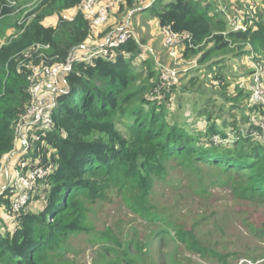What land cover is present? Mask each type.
<instances>
[{
    "label": "trees",
    "instance_id": "obj_1",
    "mask_svg": "<svg viewBox=\"0 0 264 264\" xmlns=\"http://www.w3.org/2000/svg\"><path fill=\"white\" fill-rule=\"evenodd\" d=\"M85 1L36 0L24 13L19 0H0V39L4 38L0 42V175L4 158L16 150L15 125L31 103L30 67L65 63L75 52L105 38L103 33L96 36L92 21L77 12ZM217 5L216 0H121L119 12L140 9L147 13L162 31L182 38V59L197 57L201 66L223 64L217 56L235 50H240L239 57H245L249 47L264 51V1L256 6L253 26L245 33L232 32ZM240 6L238 2L227 9L232 13L233 7ZM74 10L72 20L64 17ZM51 18L57 19L55 26L45 24ZM142 44L131 39L109 56L73 63L54 95L51 129L29 133L39 140L28 141L29 149L18 161L27 164L23 173L43 168L48 174L29 191V204L21 212H13L10 190L0 200L1 264H58L70 237L91 231L86 204L106 201L108 190L116 184L129 190L127 201L134 212L150 215L155 181L165 180L174 162L191 169L200 165L221 168L235 179L240 197L264 202V143L255 138L260 126L247 118L242 121L241 117L240 122L233 116L227 118L230 110L222 115L223 105L215 114L209 103L214 106L216 98L209 96L199 95L204 102L194 117L168 109L165 100L177 86L164 97L157 96L160 70L146 57ZM234 44L239 46L231 48ZM263 55L257 56L262 59ZM214 81L217 89L222 88L220 76ZM197 92L206 95L193 90ZM254 106L262 117L260 108ZM153 240L159 243L158 254L164 242L174 241L192 253L222 258L186 227L159 225ZM116 246L105 251L121 248L118 242ZM136 247L132 243L126 251L122 249L125 260L118 257L111 264L151 261L152 247ZM102 259L105 263L108 257Z\"/></svg>",
    "mask_w": 264,
    "mask_h": 264
},
{
    "label": "rangeland",
    "instance_id": "obj_2",
    "mask_svg": "<svg viewBox=\"0 0 264 264\" xmlns=\"http://www.w3.org/2000/svg\"><path fill=\"white\" fill-rule=\"evenodd\" d=\"M35 1L19 0V4L25 13L34 7ZM240 1H218L217 7L223 10L224 5L232 6ZM119 10V4L112 8L110 22L103 29L96 31V36L99 33L105 34V38L98 41V46L101 41H105L123 26H128L143 43L141 46L146 57L152 59L158 69L172 67L179 70L180 85L176 87L170 99H163L168 109H180V113L176 110L179 115L194 117L197 116L204 100L200 96H209L211 100L216 98L215 114L223 105L220 113L226 116L230 110L227 118L242 117V121L247 118L256 126H260L261 114L251 101L249 75L254 61L250 60L251 54L262 56L264 51L256 52L249 47V53L245 57H239L240 50H235L234 54L217 56L223 59V64L208 67L210 64L207 65V62L201 66L196 62L197 57L182 59L181 45L173 49L172 55L171 50L164 46V32L156 26L150 15H142L140 9L133 11L124 9L122 13ZM54 23V19L46 22L49 26ZM0 42L3 43L4 38H1ZM96 46L90 44L85 49L90 50ZM237 46L239 44H234L231 48ZM189 69L191 77H185L184 74ZM219 76L223 79V86L217 89L214 80ZM60 88L61 85L58 91ZM197 89L206 95L193 93V90ZM181 90H189L191 94H185ZM44 94L50 96L47 92ZM212 104L209 103V106ZM194 107H197V110ZM232 107L233 109H230ZM237 121L240 122L241 119ZM15 159L12 157L9 162L5 161V166H11L15 171L16 167L20 166L18 162L14 164ZM11 167L9 169H12ZM234 181L235 179L221 168L200 165L191 169L181 167L178 162L170 163L166 179L156 180L152 188L149 198L152 210L148 216L134 212L128 205L129 200L127 201L130 197L129 190L116 184L108 190L106 201L86 204V218L91 231L71 236L56 262L111 264L112 261L118 260L116 259L118 257H121L120 261H124L126 255L121 253L122 249L126 251L128 245L134 243V247L137 245L152 247V259L147 264H264V202L240 197ZM2 182L9 186V181L5 182L4 178ZM160 217L162 219H159ZM165 223L193 230L206 248L218 253L222 258L192 253L186 246L178 245L174 241L164 242L163 252L158 254L159 243L158 241L153 243V237L158 226ZM106 235L114 239L107 241ZM116 242L121 245L118 251L115 248L114 252L105 251L106 247L116 246ZM104 256L108 257L105 263L102 259Z\"/></svg>",
    "mask_w": 264,
    "mask_h": 264
},
{
    "label": "built area",
    "instance_id": "obj_3",
    "mask_svg": "<svg viewBox=\"0 0 264 264\" xmlns=\"http://www.w3.org/2000/svg\"><path fill=\"white\" fill-rule=\"evenodd\" d=\"M222 1V0H216ZM264 0H241L240 7H233L232 13L226 12L227 7L223 6V12L227 16V20L232 32H248L255 19V8ZM121 0H86L83 5L77 9V12L82 11L83 14L92 21L95 31L103 29L109 23L111 9L116 8ZM100 6V7H98ZM75 15V14H74ZM74 15L65 14L66 19H73ZM165 39L164 46L171 50L174 54V48L182 44V38L172 33L169 30H163ZM137 40L135 33L128 26H123L115 34L106 39L103 49H99L85 54L75 52L67 62L54 64L51 66L39 65L31 66L29 76V94L31 103L25 115L16 123L15 130L16 142H24L28 146V141L31 143L38 141L37 135H29L36 131L44 132L50 130L53 125V120L50 115L51 107L54 103V95L58 92L59 85L65 81V77L72 71L75 61H88L94 56L102 55L109 56L113 51L125 44L129 40ZM258 56L251 54L250 60L252 63L250 83H251V101L258 106L262 111L260 129L261 132L255 133V138L264 143V55L262 60ZM159 80L156 85V93L159 97L172 92V90L180 84L181 72L172 67H161ZM49 93L46 96L44 93ZM31 138V139H30ZM26 163H21V169L16 168L15 173H10L3 167L0 175V200L10 190L11 207L13 212H21L26 209L29 204V191L32 190L34 184L43 179L48 171L43 168L22 172L26 167ZM19 166V167H20ZM3 178L9 181V186H5L2 182ZM5 186V187H4Z\"/></svg>",
    "mask_w": 264,
    "mask_h": 264
},
{
    "label": "crops",
    "instance_id": "obj_4",
    "mask_svg": "<svg viewBox=\"0 0 264 264\" xmlns=\"http://www.w3.org/2000/svg\"><path fill=\"white\" fill-rule=\"evenodd\" d=\"M70 12H74V13H76V10H74V11H70ZM142 15H144V16H146L147 15V13H143ZM52 19H54V21H55V23H54V25H50V26H55L56 25V22H57V19L56 18H51V20ZM47 21H50V19H48ZM46 21V22H47ZM109 22H110V20H109ZM154 22L156 23V26L158 27V25H157V21L154 19ZM46 24V23H45ZM47 25V24H46ZM49 26V25H48ZM159 28V27H158ZM160 29V28H159ZM161 30V29H160ZM162 31V30H161ZM13 34V31H12V29H10L9 28V30H8V36H10V35H12ZM104 39V38H103ZM102 40V39H101ZM99 41V40H98ZM98 41H94L95 42V45H97L96 47H98ZM105 42H106V40L105 41H101V43H100V45L99 46H101V45H103V44H105ZM4 43V42H3ZM2 42H1V44H3ZM94 49V48H93ZM86 51H88V52H92L93 50H92V48L89 50V49H82V50H80L79 51V53L80 54H85V53H87ZM203 102H204V100H203ZM203 102H201V105L203 104ZM211 107H212V111H215L214 109V106H213V104L211 105ZM209 108V107H208ZM194 109H196L197 110V107L195 108L194 107ZM219 122V123H218ZM217 122V124L219 125L221 122L220 121H218ZM28 149H29V147L24 143V142H16V150H15V152L13 153V154H10V155H8V156H6L5 158H4V160H3V167L4 168H6L5 170H7L8 172H9V174L10 173H15V171H13V168L11 167V166H9V167H7V166H5V161H8L9 162V160H11V158L12 157H15L16 159L14 160V164L15 163H17L22 157H23V155H24V153L26 152V151H28ZM14 159V158H13ZM16 165V164H15ZM12 168V169H9V168ZM17 168V167H16Z\"/></svg>",
    "mask_w": 264,
    "mask_h": 264
}]
</instances>
